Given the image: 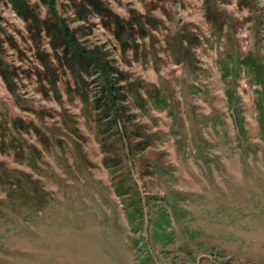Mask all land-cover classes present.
<instances>
[{"label": "rangeland", "instance_id": "obj_1", "mask_svg": "<svg viewBox=\"0 0 264 264\" xmlns=\"http://www.w3.org/2000/svg\"><path fill=\"white\" fill-rule=\"evenodd\" d=\"M53 2L0 0V264H264V0Z\"/></svg>", "mask_w": 264, "mask_h": 264}, {"label": "trees", "instance_id": "obj_2", "mask_svg": "<svg viewBox=\"0 0 264 264\" xmlns=\"http://www.w3.org/2000/svg\"><path fill=\"white\" fill-rule=\"evenodd\" d=\"M50 2H51V4H54L53 0H50ZM51 8H53V6H51ZM65 33L69 35L68 32H65ZM69 40H71L70 37H69ZM71 44H73V43H71ZM95 61L101 67V71H104L103 62L98 57V55H95ZM239 65L242 67H245V68L247 67V68H251V70H254L253 77L255 76V79L253 80V82H256V84L261 86V90L258 91L257 94H258V104H260V106H261L260 107L261 108L260 115H261V118H263L262 116L264 115V73L260 70V66L257 65V60L254 57H252L251 55L243 56L241 58ZM0 73H1L2 78L7 82V86L9 87V89L12 90L10 88L9 81H7L9 79H8V73L6 72V70L0 69ZM165 222L168 224V221H165ZM163 237H164V233H163V235L159 236L160 239H162Z\"/></svg>", "mask_w": 264, "mask_h": 264}]
</instances>
